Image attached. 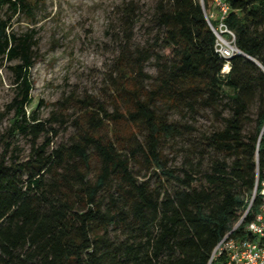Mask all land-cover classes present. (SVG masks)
<instances>
[{
	"label": "trees",
	"instance_id": "trees-1",
	"mask_svg": "<svg viewBox=\"0 0 264 264\" xmlns=\"http://www.w3.org/2000/svg\"><path fill=\"white\" fill-rule=\"evenodd\" d=\"M38 1L0 0V60L16 61L7 105L13 119L0 154V264H207L234 224L232 237L249 236L245 226L261 204L256 196L249 205L251 194L256 178L264 179V0H226L223 20L238 51L257 64L215 52L204 17L212 0H159L157 78L149 86L138 79L151 58L140 52L130 73L120 67L113 109L94 105L71 142L51 150L56 129L26 111L32 36L10 30L11 19ZM199 99L229 109L224 125L207 135L224 159L202 173L191 165L168 169L160 142L176 128L164 108ZM15 134L29 139L25 157L11 142ZM135 162L175 187L140 180Z\"/></svg>",
	"mask_w": 264,
	"mask_h": 264
},
{
	"label": "rangeland",
	"instance_id": "rangeland-1",
	"mask_svg": "<svg viewBox=\"0 0 264 264\" xmlns=\"http://www.w3.org/2000/svg\"><path fill=\"white\" fill-rule=\"evenodd\" d=\"M158 1L40 0L32 4L30 11H20L11 19V31L32 36L34 64L29 70L32 87L26 111L34 112L38 120L56 129L50 150L71 142L81 117L87 116L94 105L102 103L108 111L113 109L120 93L118 82L123 77L120 67L130 73L133 59L140 52L147 51L151 58L145 61L138 79L149 86L157 78L163 62V57H156L162 54L155 41L154 11ZM205 13L218 16L212 1ZM223 37L228 38L226 34ZM14 63L0 60V154L13 119L7 105L13 96L9 67ZM179 103L164 108L176 129L162 138L160 150L166 168L180 171L191 165L202 173L211 160L224 159L207 143V135L221 128L230 112L224 101L216 107L203 99L190 106L185 101ZM254 111L252 105L249 115ZM11 142L22 157L29 153L30 143L25 136L15 134ZM131 169L140 180L149 178L151 185H159L163 191L175 187L173 180L152 174L144 165L131 163Z\"/></svg>",
	"mask_w": 264,
	"mask_h": 264
},
{
	"label": "built area",
	"instance_id": "built-area-1",
	"mask_svg": "<svg viewBox=\"0 0 264 264\" xmlns=\"http://www.w3.org/2000/svg\"><path fill=\"white\" fill-rule=\"evenodd\" d=\"M212 3L217 8L218 16L214 18L212 13H205L204 17L215 36V52L221 58L229 59L238 50L234 45L233 32L223 22L227 3L226 0H212ZM210 20L214 21V25ZM224 34L228 38H224ZM256 196L260 197L261 204L254 218L245 226L249 236L240 238L231 236L239 224L237 222L214 246L207 264H264V179L258 181L256 178L249 205Z\"/></svg>",
	"mask_w": 264,
	"mask_h": 264
},
{
	"label": "water",
	"instance_id": "water-1",
	"mask_svg": "<svg viewBox=\"0 0 264 264\" xmlns=\"http://www.w3.org/2000/svg\"><path fill=\"white\" fill-rule=\"evenodd\" d=\"M238 50V49H237ZM238 54H241V55H243V56H245L246 58H248V59H250V60H252L254 63H256L257 64V62L256 61H254L251 57H249L248 55H246V54H244V53H242V52H240V51H238Z\"/></svg>",
	"mask_w": 264,
	"mask_h": 264
},
{
	"label": "bare ground",
	"instance_id": "bare-ground-1",
	"mask_svg": "<svg viewBox=\"0 0 264 264\" xmlns=\"http://www.w3.org/2000/svg\"><path fill=\"white\" fill-rule=\"evenodd\" d=\"M238 53V52H237ZM228 69V64H225L223 71H226Z\"/></svg>",
	"mask_w": 264,
	"mask_h": 264
}]
</instances>
